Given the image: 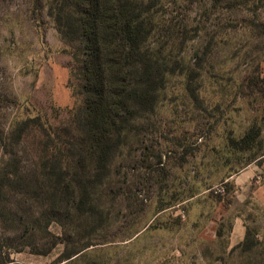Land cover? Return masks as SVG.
<instances>
[{
	"label": "rangeland",
	"instance_id": "obj_1",
	"mask_svg": "<svg viewBox=\"0 0 264 264\" xmlns=\"http://www.w3.org/2000/svg\"><path fill=\"white\" fill-rule=\"evenodd\" d=\"M32 2L0 0V258L264 264V0H155L152 37L174 69L152 117L156 132L124 149L94 189L100 210L90 220L68 213L51 226L61 244L49 253L48 235L25 231L52 205L35 156L41 135L18 140L11 129L38 116L63 127L79 100L69 87L71 48Z\"/></svg>",
	"mask_w": 264,
	"mask_h": 264
},
{
	"label": "trees",
	"instance_id": "obj_2",
	"mask_svg": "<svg viewBox=\"0 0 264 264\" xmlns=\"http://www.w3.org/2000/svg\"><path fill=\"white\" fill-rule=\"evenodd\" d=\"M32 3L33 14L46 9L71 48L69 87L79 100L63 127H46L38 116L17 120L11 129L18 140L32 129L41 135L35 156L52 188V205L47 217L25 231L48 235L52 244L45 253H49L61 244L50 231L51 226L62 227L68 213L78 220H90L100 210L94 204V189L109 178L133 138L140 145L144 133L156 132L152 117L174 69L152 37L157 23L155 0H47L44 6L42 0ZM247 140L243 142L247 144ZM3 221L11 222V218ZM249 236L248 231L244 246ZM91 246L88 242L76 251L64 252L61 260H70ZM1 255L0 264L12 262L10 255Z\"/></svg>",
	"mask_w": 264,
	"mask_h": 264
}]
</instances>
